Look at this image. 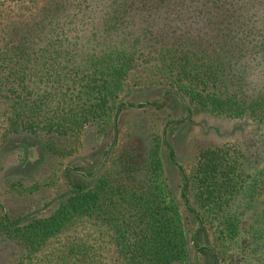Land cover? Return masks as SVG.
Segmentation results:
<instances>
[{"label": "trees", "instance_id": "1", "mask_svg": "<svg viewBox=\"0 0 264 264\" xmlns=\"http://www.w3.org/2000/svg\"><path fill=\"white\" fill-rule=\"evenodd\" d=\"M5 2L23 16L0 26L4 135H32L58 157L75 153L89 134L111 145L123 108L162 106L117 99L145 48L173 84L166 94L178 95L186 110L199 102L218 114L248 117L262 131L250 141L201 147L186 173L167 144L181 173L177 195L161 173L163 126L143 158L122 152L121 174L105 170L92 186L67 174L70 187L47 214L10 218L0 205V239L16 246L0 264H100L88 241L40 251L84 218L108 233L121 264H171L188 245L218 264L215 250L197 241L208 219L233 238L264 191V0ZM261 246L256 264H264Z\"/></svg>", "mask_w": 264, "mask_h": 264}, {"label": "rangeland", "instance_id": "2", "mask_svg": "<svg viewBox=\"0 0 264 264\" xmlns=\"http://www.w3.org/2000/svg\"><path fill=\"white\" fill-rule=\"evenodd\" d=\"M22 16L16 8L10 9L5 0H0V26ZM156 56L152 48H145L139 53L137 63L126 75L117 99L135 105L138 102H154L162 106L123 108L117 113L118 134L109 146L101 140L96 143L100 138L89 134V137H83L72 155H51L40 147V141L32 135H4L5 103L0 101V205L10 218L37 211L49 213L60 194L67 192L66 188L70 187L65 182L67 174L73 181L89 186L96 183V174L105 170V173L121 174L122 152L131 151L138 158H143L151 148L150 139L161 135L163 126H166V133H162L165 143H160L159 149L161 173L166 188L175 195L178 194L181 173L168 157L167 144L173 148L176 161L186 173L201 147L250 141L262 131L248 117L218 114L201 107L199 102L192 106L191 111L186 110L178 95L166 94L165 88L169 90L173 84L158 67L159 62L155 63ZM166 120L170 122L167 125ZM114 130L116 133V126ZM208 220L207 232L201 234L197 241L215 250L218 264L257 263L264 242V191L259 193L255 208L242 217L233 238L223 234L222 224L216 219ZM77 241L91 242L98 252L100 264H121L117 246L109 239L108 233L85 218L76 220L61 233L48 238L40 251L43 253ZM15 249L13 243L0 239V260L13 257ZM171 264L211 262L208 255L188 245L186 256Z\"/></svg>", "mask_w": 264, "mask_h": 264}]
</instances>
